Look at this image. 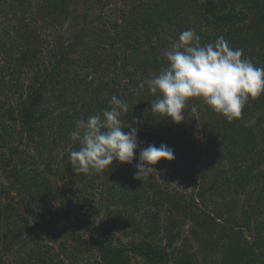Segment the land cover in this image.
<instances>
[{"label":"trees","instance_id":"1","mask_svg":"<svg viewBox=\"0 0 264 264\" xmlns=\"http://www.w3.org/2000/svg\"><path fill=\"white\" fill-rule=\"evenodd\" d=\"M32 1L0 0V264H264V94L232 122L191 98L176 124L139 89L187 29L264 67V0ZM113 95L140 148L173 150L167 177L73 171L75 121ZM78 195L89 216L65 206Z\"/></svg>","mask_w":264,"mask_h":264},{"label":"clouds","instance_id":"2","mask_svg":"<svg viewBox=\"0 0 264 264\" xmlns=\"http://www.w3.org/2000/svg\"><path fill=\"white\" fill-rule=\"evenodd\" d=\"M165 56L167 66L142 81L139 89L143 91L147 86L156 97L150 103L151 111L167 116L173 123L184 121V110L194 97L202 98L213 111L232 122L241 118L250 99L264 94V67L242 58L243 50L232 48L223 36L214 43L201 44L195 30L187 29ZM128 108L125 100L113 95L102 113L75 121L71 140L79 147L70 151L75 173H100L109 169L113 161L132 164L136 159L134 176L141 181L157 173L154 165L159 161L175 159L173 150L165 144L140 148L138 128L128 123L124 126L122 120ZM254 124L253 119L245 126Z\"/></svg>","mask_w":264,"mask_h":264},{"label":"rangeland","instance_id":"3","mask_svg":"<svg viewBox=\"0 0 264 264\" xmlns=\"http://www.w3.org/2000/svg\"><path fill=\"white\" fill-rule=\"evenodd\" d=\"M38 0H33L32 2H37ZM2 15L0 16V19H2ZM0 22H2V21H0ZM61 30V29H60ZM44 31V30H43ZM53 31V30H52ZM54 32V31H53ZM43 35H44V32H43ZM30 152L32 153V154H36L35 153V151L33 150V149H31L30 150ZM196 169L198 170L199 168L198 167H196ZM157 174H158V178L161 180V178H165V177H167V173H165V172H161V173H159V172H157ZM197 174V173H196ZM195 174V175H196ZM0 184H11V182H10V180L9 179H7L5 176H4V174L2 173V172H0ZM193 184V183H192ZM178 185V186H177ZM179 185H180V183L179 184H177L176 182H173L172 183V186H174V187H179ZM192 187H193V185H191V186H189V187H185V186H180V188H182V189H187L189 192H191L193 189H192ZM70 197V196H69ZM82 197V195H78L77 197H75V198H73V201L72 202H70L69 203V201H68V196H65V200H64V203H65V206H67L68 207V210L70 211V213L72 214V215H77L79 218H80V216L81 217H83V216H89V211H88V209L85 207V206H80V204H79V200H80V198ZM188 226H185V228H187ZM121 239L123 240V241H127V239L126 238H124V237H122L121 236ZM39 240H41V241H43L44 242V240H45V238H44V236L42 235V234H40V239ZM191 240L193 241H191L190 243H191V247H192V250H198L200 247L197 245V242L196 241H194V239H192V237H191ZM164 244V243H163ZM180 245H181V243L179 242V241H176L175 242V244H174V248L175 249H178L179 247H180ZM139 260V262H140V264H142L141 263V260L140 259H138ZM77 264H82L81 262H78ZM132 264H138L136 261H133V263ZM173 264V263H172Z\"/></svg>","mask_w":264,"mask_h":264}]
</instances>
